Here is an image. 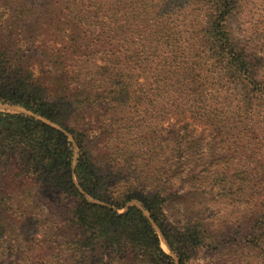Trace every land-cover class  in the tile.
Returning <instances> with one entry per match:
<instances>
[{"label": "trees", "instance_id": "obj_1", "mask_svg": "<svg viewBox=\"0 0 264 264\" xmlns=\"http://www.w3.org/2000/svg\"><path fill=\"white\" fill-rule=\"evenodd\" d=\"M36 4L0 0V264H264V0Z\"/></svg>", "mask_w": 264, "mask_h": 264}, {"label": "rangeland", "instance_id": "obj_2", "mask_svg": "<svg viewBox=\"0 0 264 264\" xmlns=\"http://www.w3.org/2000/svg\"><path fill=\"white\" fill-rule=\"evenodd\" d=\"M32 3H34V5H37L36 3H40V1L41 0H30ZM38 6V5H37ZM0 15H1V19L4 21V20H6L8 17H9V14H8V12L7 11H3L2 9H0ZM0 109H2V110H10V109H8L5 105H1L0 104ZM38 203H40V202H38ZM43 204H45V203H43ZM38 207H39V205H37ZM46 207H47V209L46 208H44V207H42V208H40L41 210H43L44 212H48V210H50V211H52V212H57V213H59V214H62V212L64 211V209L66 208V204L64 205H61V206H59V207H57V209H52L51 208V205L50 204H47V205H45ZM219 208H220V210H222L223 208H224V206H226V205H224V204H222V203H219V205H217ZM226 208H227V206H226ZM228 210L230 209L229 207L227 208ZM224 210V209H223ZM222 213H224V211H221V213L219 212L218 214H214V216H220V215H223ZM213 216V217H214ZM168 219H169V221L172 223V224H177L176 222H177V220H178V218H177V214L176 213H173V212H169L168 213ZM216 219H212L211 221L209 220L208 222H211L212 224H214V228H216L217 226H216ZM11 227H13L14 226V223H12L11 222ZM159 233V232H158ZM159 238H160V246H161V248H162V250L165 252V253H167V254H170L171 255V253H170V251H169V249H168V247H167V245H166V242H165V240L163 239V237L160 235V233H159ZM19 250V249H18ZM14 253V258H10L9 256H6V257H4L6 260H8L9 262L7 263V264H21V260H22V257L23 256H21V254L20 253H17V250H14L13 251ZM8 255V254H7ZM172 257H173V255H172ZM196 264H206L207 262L209 263L210 261H208V257H202V256H198V258L196 259Z\"/></svg>", "mask_w": 264, "mask_h": 264}, {"label": "water", "instance_id": "obj_3", "mask_svg": "<svg viewBox=\"0 0 264 264\" xmlns=\"http://www.w3.org/2000/svg\"><path fill=\"white\" fill-rule=\"evenodd\" d=\"M8 109H10V110H17V109H15V108H13V107H9V106H6ZM133 204V203H132Z\"/></svg>", "mask_w": 264, "mask_h": 264}]
</instances>
